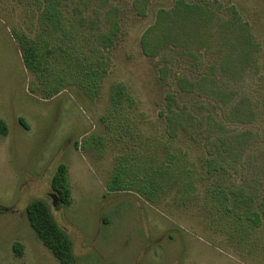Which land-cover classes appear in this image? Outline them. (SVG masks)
I'll return each instance as SVG.
<instances>
[{
	"label": "rangeland",
	"instance_id": "obj_1",
	"mask_svg": "<svg viewBox=\"0 0 264 264\" xmlns=\"http://www.w3.org/2000/svg\"><path fill=\"white\" fill-rule=\"evenodd\" d=\"M92 1L85 13L87 21L100 20V28L79 27L75 32L80 35L79 43L87 48L108 31L110 24L106 21L107 6L94 12L101 3ZM135 1L112 0L121 8V31L117 44L110 48L109 71L98 94L93 97L83 88L72 86L46 98L30 90L36 77L26 68L21 44L13 34L31 26L26 7L17 0H0V117L9 128L6 135L0 134V264H62L28 222L26 206L35 198L49 203L55 219L72 239L74 264H264V225L255 237L248 235L246 242L235 243L228 233L215 231L219 224L209 216L206 219L197 206L172 200L151 204L134 191L108 192V178L121 151L107 141L101 119L116 81L127 84L137 100V107L130 112L135 119L143 120V131L147 128L152 133L164 129L159 111L165 106L166 94L174 92L181 78L192 83V94L186 95H200L206 102L214 100L212 85H221L224 92L236 89L238 99L250 98L252 110L259 112L256 120L230 125L239 132L252 133L243 161L252 154L253 164L243 176L262 197L264 0H186L192 5L174 8V34L180 38L178 42L192 40L197 26L190 24L198 16L205 21L206 10L208 20L201 25V41L168 44L153 56L145 55L142 37L155 23L158 11L172 9L177 0H150L146 6ZM64 3H70L69 7L75 4L73 0ZM233 7L238 11L236 16ZM233 17L238 21L234 42L238 65L231 72L221 66L230 43L222 40L219 30H225L224 24ZM246 23L245 27L241 25ZM87 48L80 51L88 52ZM231 60L226 62L230 69ZM162 68L166 69L165 80L161 79ZM59 69L58 74H67ZM204 85L207 88L202 90L200 86ZM183 98L187 101L189 97ZM207 104L203 112L211 109ZM99 138L106 146L99 144ZM60 163L69 168V205H64L52 187ZM17 242L22 245L21 254L14 248Z\"/></svg>",
	"mask_w": 264,
	"mask_h": 264
},
{
	"label": "trees",
	"instance_id": "obj_2",
	"mask_svg": "<svg viewBox=\"0 0 264 264\" xmlns=\"http://www.w3.org/2000/svg\"><path fill=\"white\" fill-rule=\"evenodd\" d=\"M64 1L17 0L18 4L26 7V15L32 21L29 30L13 31L22 47L23 62L36 77L30 90L50 98L63 88L78 87L94 97L109 71L108 54L110 48L117 44L121 31V8L112 0H100L101 5L93 11L99 12L100 8L107 6L106 21L110 20V24L108 31L100 34L96 43L87 48L79 43L80 35L75 32L79 27L100 28V20L87 21L85 14L93 1L73 0L75 4L72 7ZM139 2L146 6L150 0H136L135 4ZM180 5L187 7L192 4L177 0L172 9L161 8L158 11L155 23L142 37L145 55L153 56L168 44L201 41V25L208 20L206 10H203L205 21L198 16L197 21L189 22L197 26L191 35L193 39L178 42L180 38L174 34L172 15L174 8ZM233 10L236 16L238 11L234 7ZM76 13L81 14L79 18L73 17ZM224 25L225 30L221 28L219 31L223 33L222 40L226 43L228 40L230 46L221 66L233 72L238 65V49L234 44L238 21L233 17ZM241 25L245 27L247 23ZM84 48L89 49L88 52L80 51ZM229 59H232L231 69L226 64L230 63ZM59 67L67 74H58ZM55 71L57 74L52 75ZM160 72L161 79L165 80L166 69L162 68ZM191 85L188 78H181L174 92L166 94L165 106L159 111L164 129L152 133L147 128L146 132L143 131V120L135 119L130 112L137 107V100L130 94L127 84L123 81L112 83L110 103L101 119L106 126L107 141L121 153L115 158L107 191H134L151 204L172 200L180 205L197 206L206 219L209 216L212 222L219 224L213 228L215 231L228 233L235 243L246 242L250 239L248 235L255 237L264 225V195L260 197L257 187L243 176V171L253 164L252 154L243 161L245 151L251 146L252 133L239 132L230 124L256 120L259 112L252 110L250 98L238 99L236 89L224 92L221 85H212L216 91L214 100L206 102L200 95H186L192 94ZM200 87L204 90L206 86ZM185 96L189 97L187 101L183 98ZM180 98L184 101L181 102ZM207 103L211 109L203 112L208 107ZM134 126H138L137 129ZM8 131V124L0 117V134L6 135ZM99 144L106 146L102 138H99ZM52 187L64 205L71 203L67 164L58 165ZM26 217L38 238L62 264L75 263L73 241L55 219L46 200L32 199L26 206ZM14 248L18 254L22 253L20 243L17 242Z\"/></svg>",
	"mask_w": 264,
	"mask_h": 264
}]
</instances>
